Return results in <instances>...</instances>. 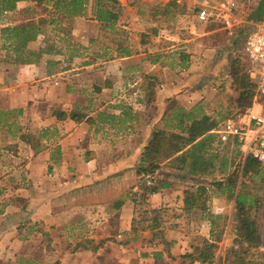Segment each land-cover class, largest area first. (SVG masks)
I'll return each instance as SVG.
<instances>
[{
	"label": "crops",
	"instance_id": "obj_1",
	"mask_svg": "<svg viewBox=\"0 0 264 264\" xmlns=\"http://www.w3.org/2000/svg\"><path fill=\"white\" fill-rule=\"evenodd\" d=\"M48 4L20 0L14 10L0 11V264H49L55 254L54 264H110L113 259L106 251L116 247L112 239L129 230L135 204L130 191L148 177L137 172L152 133L164 127L161 122L171 117L172 108L185 110L179 117L195 118L193 108L215 107L219 97L214 98L215 88L205 81L198 52L203 57L206 50L190 51L197 40L191 33L181 52L178 36L168 37L171 56L184 57L183 63L163 64L158 57L150 62L143 54L100 60L102 55L91 53L90 59L82 52L69 60L66 55L72 51L65 53L57 45L72 40L76 32L68 30L64 37L58 27L50 36L46 25L58 21L45 19L53 8ZM38 6L46 13L35 15ZM25 24H40V33L26 46L34 56L18 55L1 34L6 27ZM48 44L51 49H44ZM72 72L74 81L68 83L65 77ZM149 74L159 81L146 94L143 79ZM66 101L73 104L75 117L65 109L60 112L66 117L55 112L27 117L30 107ZM217 129L209 134L216 135ZM172 173L183 174L190 183L196 179L168 160L149 182L171 184ZM164 190L149 200H162Z\"/></svg>",
	"mask_w": 264,
	"mask_h": 264
},
{
	"label": "rangeland",
	"instance_id": "obj_2",
	"mask_svg": "<svg viewBox=\"0 0 264 264\" xmlns=\"http://www.w3.org/2000/svg\"><path fill=\"white\" fill-rule=\"evenodd\" d=\"M86 1V16L80 24L62 21L63 18L55 14L53 8L49 10L45 18L47 21H58L57 25H46L45 28L52 29L48 31L50 36L58 27L64 37L70 30H75L78 37L71 38L73 42L66 38V41L57 45V48H63L65 53H68V50L72 51L66 55L67 59L72 60L75 52H82L90 59L94 54L102 55L100 60L112 59L120 54H143L142 57H146L145 59L150 62L158 57L163 64L183 63L184 57L171 56L170 51L174 48H170L168 37L178 36L180 40L177 41L179 43L177 52H181L186 51L185 44L182 42L186 35L191 33V37L197 40L193 42L190 51L197 54L195 50L199 51L200 47L206 50V55L203 57L198 52L199 57L204 60L203 69L207 72L205 81L215 88L214 98L219 97L218 105L216 104L215 107L193 108L192 113L196 116L195 118L208 115L209 119L216 123V128H219L224 120L233 118L234 115L245 110L239 109L236 105L237 92L232 84L230 67L238 59L241 61L243 72L246 73L247 62L242 50L243 39L251 30L252 23L261 15L264 0L239 1L232 36L222 31V27L213 19L216 5L222 0H118L119 17L113 29H105L93 19L92 12L97 0ZM36 8L35 15L46 13L44 7ZM254 14H257V19ZM203 17H205L203 21L208 25H201L196 21L202 20ZM44 26L45 23L42 28ZM190 26L196 33L190 30ZM201 33H204L203 38H198L196 35ZM200 39L205 42L202 44ZM44 49H51V45L48 44ZM90 59L86 61L90 62ZM65 65L68 66L67 63ZM74 73L65 77L68 83L74 81L72 76ZM161 77L162 80L164 75L162 74ZM158 81V76H152V74L143 79L146 94L152 91L149 90V85ZM252 100L249 107L252 106ZM30 108L27 117L49 116L52 112L61 113L60 109L72 110L70 114H74L73 104L69 101L62 105L56 103L52 105L49 102ZM79 108L84 109L85 106ZM182 110L185 111L179 106L172 108L171 117L162 121L161 126L169 131H175L174 126L177 123L172 120L174 117H179ZM29 128H33V125L30 124ZM212 136L211 144L206 150L208 158L211 159V169L205 175L195 177L194 183L186 181L183 174L172 173L171 186L160 192L163 196L162 200H157L158 202H151L149 197L152 195L146 192L144 194L143 179L136 184V186L139 185V192L138 190L130 191L129 198L134 200L135 204L133 213L131 211V222L126 226L129 230L116 239H112L116 247L113 246L111 250L106 251L113 259L110 264H199L192 262V259L185 255L196 254L203 239L212 238L210 236L212 226L207 220L208 214L218 215L217 228L213 232H221L220 239L214 242L213 260L210 264H228L226 259L229 249L232 247L238 249L235 243L234 224L231 221L234 211L233 201L228 199L222 192V188H217L215 183L225 181L232 174L236 176L234 193L241 191L255 197L256 204L252 208L251 216L256 223L258 247L256 251L264 252V170L261 169L263 177L260 180L248 176L242 177V160L235 146L231 141L221 142L217 135ZM146 180L151 181V176H148ZM148 182L146 185H150ZM197 187L204 188V194L200 200L202 208H195L188 214L184 213L183 195L186 191H194ZM124 243L126 245H123ZM120 244L124 248H121ZM157 252L162 254L161 259L154 261L153 254ZM55 260L56 254L49 259V264H54ZM123 260L125 262H121Z\"/></svg>",
	"mask_w": 264,
	"mask_h": 264
},
{
	"label": "trees",
	"instance_id": "obj_3",
	"mask_svg": "<svg viewBox=\"0 0 264 264\" xmlns=\"http://www.w3.org/2000/svg\"><path fill=\"white\" fill-rule=\"evenodd\" d=\"M20 0H0V11H12ZM35 3H51L54 13L64 19L85 17L86 0H32ZM120 5L118 0H97L94 3L92 17L105 29H113L119 17ZM258 16L256 15V19ZM40 24H25L2 29L1 34L5 41L9 42L11 49L18 55L26 52L28 56L33 53L26 50L28 42L34 41L40 33ZM26 61H29L28 58ZM241 61L236 59L230 67L232 84L237 92L236 105L239 109L250 106L251 100L255 96V85L249 78L247 71L243 72ZM56 117H65L64 113H57ZM69 117H75L70 114ZM177 124L175 131H169L166 127L155 130L151 139L145 147L141 156V167L138 175L146 177L152 176L160 165L168 161L173 168L185 171L186 174L197 177L205 175L211 169V159L206 154L207 147L211 144V130L216 128V123L208 117L195 119L191 117H174L172 120ZM186 123V124H185ZM242 177H252L260 180L263 172L259 164L246 158L242 164ZM235 175L232 174L225 181L215 183L217 188H222L226 197L233 201V214L231 221L234 224L235 243L238 249L233 247L227 254L228 264H264V252L256 251V223L251 216L252 208L256 204L255 197L245 192L237 191ZM143 183V190L149 195L156 194L159 190L167 189L171 186L166 181L161 180L157 183ZM204 194L203 187H197L194 191H186L183 195L182 204L185 213L193 209L202 208L200 201ZM204 210L202 209V212ZM217 216L207 215V220L212 226L210 232L211 239H203L202 245L196 254L185 255L192 259V262L199 264H210L213 260L214 242L220 239L221 232H213L217 228ZM256 251V253H254ZM162 254L155 253L154 257L159 258Z\"/></svg>",
	"mask_w": 264,
	"mask_h": 264
},
{
	"label": "built area",
	"instance_id": "obj_4",
	"mask_svg": "<svg viewBox=\"0 0 264 264\" xmlns=\"http://www.w3.org/2000/svg\"><path fill=\"white\" fill-rule=\"evenodd\" d=\"M239 1L222 0L213 14V19L229 36L234 32L232 29L235 27ZM242 50L247 62V74L255 85L252 106L223 121L214 133L221 142L231 141L238 148L242 162L249 157L264 170V7L259 18L252 23L251 30L245 34Z\"/></svg>",
	"mask_w": 264,
	"mask_h": 264
}]
</instances>
